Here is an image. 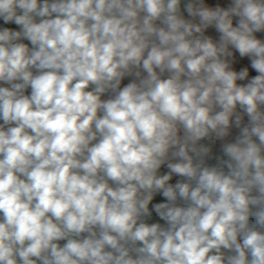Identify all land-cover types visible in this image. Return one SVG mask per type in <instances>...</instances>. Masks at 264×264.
Returning a JSON list of instances; mask_svg holds the SVG:
<instances>
[{
  "label": "clouds",
  "instance_id": "clouds-1",
  "mask_svg": "<svg viewBox=\"0 0 264 264\" xmlns=\"http://www.w3.org/2000/svg\"><path fill=\"white\" fill-rule=\"evenodd\" d=\"M0 264H264V0H0Z\"/></svg>",
  "mask_w": 264,
  "mask_h": 264
}]
</instances>
